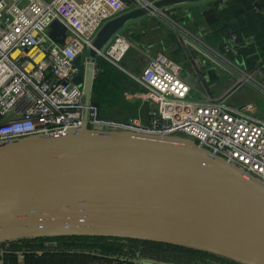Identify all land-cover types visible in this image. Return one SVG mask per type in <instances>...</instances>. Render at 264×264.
<instances>
[{
  "label": "water",
  "instance_id": "1",
  "mask_svg": "<svg viewBox=\"0 0 264 264\" xmlns=\"http://www.w3.org/2000/svg\"><path fill=\"white\" fill-rule=\"evenodd\" d=\"M208 1L162 0L106 23L87 56L74 63L84 71L75 83L84 86L86 102L92 100L100 53L115 36L159 10ZM68 36L60 22L51 25L56 43L65 45ZM179 40L213 97L191 50ZM72 236L166 244L238 264H264V182L185 137L85 126L64 136L0 143V251L20 240Z\"/></svg>",
  "mask_w": 264,
  "mask_h": 264
},
{
  "label": "built area",
  "instance_id": "2",
  "mask_svg": "<svg viewBox=\"0 0 264 264\" xmlns=\"http://www.w3.org/2000/svg\"><path fill=\"white\" fill-rule=\"evenodd\" d=\"M158 1L162 0H0V143L64 136L85 126L99 132L185 137L264 182V112L254 103L235 105L230 99L250 83L264 94V57L254 70L246 71L236 34L228 33L221 52L196 36H181L189 49L235 78L234 86L221 96H209L191 72L158 53L149 57L139 77L131 75L141 88L127 96L128 102L146 109V120L105 118L93 99L86 102L84 86L75 83L84 72L74 66L76 59L87 56L106 23ZM56 21L69 32L65 45L50 37ZM130 49L120 33L99 59L118 67Z\"/></svg>",
  "mask_w": 264,
  "mask_h": 264
},
{
  "label": "trees",
  "instance_id": "3",
  "mask_svg": "<svg viewBox=\"0 0 264 264\" xmlns=\"http://www.w3.org/2000/svg\"><path fill=\"white\" fill-rule=\"evenodd\" d=\"M252 1H235L222 11L214 9L209 11V14L207 13L209 27L203 29V32L207 33L205 43L211 46L218 45L220 49L227 40L228 33L236 34L242 44L240 60L244 62L249 71L254 70L256 63L264 57V26L262 24L264 16L258 13ZM257 1L259 0H256V3ZM252 12L253 14L249 15ZM245 15L252 19L249 28L242 24ZM225 25L226 28H223ZM131 26L132 24L122 34H129ZM255 32L258 33L255 34L257 36L254 39L255 44L251 45L246 39L251 34L254 35ZM129 37L132 38V36ZM191 53L197 57L193 50ZM96 69L97 76L93 85L92 99L100 103L102 117L119 120V118L109 115L117 107V103L106 100L110 98L111 91H119L109 79L112 74L111 70L115 71L117 68L107 61L99 59ZM185 71L187 70L185 69ZM136 85V89L132 92L140 90L141 87L137 83ZM133 103L135 111L142 110L139 103ZM129 119L136 118L133 116L125 120ZM2 250L5 252L6 264H16L17 261L14 263L11 261L18 254H23L27 264H73L71 263L73 258H79L78 260L81 259V261L96 258L125 263L141 261L142 264H238L207 253L166 244L84 236L20 240L4 244ZM38 253H42V255L40 256Z\"/></svg>",
  "mask_w": 264,
  "mask_h": 264
},
{
  "label": "rangeland",
  "instance_id": "4",
  "mask_svg": "<svg viewBox=\"0 0 264 264\" xmlns=\"http://www.w3.org/2000/svg\"><path fill=\"white\" fill-rule=\"evenodd\" d=\"M252 2L255 4L256 0H253ZM257 2H264V0H259ZM202 8V5H185L183 7H176L171 9L170 14L159 13L156 16H150L139 20L132 24L131 29L128 32L130 35L126 33L122 34L123 37L131 44V49L125 55L119 66H114L117 69L115 71L111 70L112 74L109 79L116 86V89H119V91H111L110 98L106 99L112 103H117V107H115L109 115H112L113 118H119L121 120L132 118L134 116V103L128 102L127 99V96L133 93L132 91L137 87L132 76L139 77L141 75L150 56L158 53H164L173 60L176 58L174 61L180 63L187 71L190 69V61L181 46L179 37L182 36L184 38H188L191 37V35L198 36L199 31L201 38L199 36L198 37L205 43L207 33H204V30H202L203 28L200 27H209L208 24L205 23L208 19L207 17L209 13L206 12L203 14L202 19L200 20H194L199 18L200 13L198 12ZM259 11L261 13V10ZM187 14L194 15V19L192 16L188 17ZM252 14L253 12L249 15ZM243 18L244 22L242 24L244 27H246L247 24H252V19L248 18L247 15ZM182 28L186 29L187 33L182 31ZM129 36H132V38ZM202 48H204L203 45ZM258 91L259 90L250 83L233 94L231 98L233 103L236 104L248 101L257 102L262 100V97L264 98V94L261 93L262 95H259ZM17 259L19 260V257L12 260L11 263L16 262ZM80 263L81 261L78 260L77 264Z\"/></svg>",
  "mask_w": 264,
  "mask_h": 264
},
{
  "label": "crops",
  "instance_id": "5",
  "mask_svg": "<svg viewBox=\"0 0 264 264\" xmlns=\"http://www.w3.org/2000/svg\"><path fill=\"white\" fill-rule=\"evenodd\" d=\"M217 1L218 0H211V1H208V2H205V3L194 4V5H202V7H203L198 12V13H200L199 18L198 19H194V15H192V14H189V15L187 14V16L188 17H191L192 16V18L194 20H200V19H202L203 14H205L206 12H209V11H211L213 9L214 10L222 11L226 7H228L232 2H234V1H240V0H223L224 2L222 4L215 5V3ZM257 3H259V7H256V3H255L256 10L259 11V9H260L262 16H264V6H263L264 5V2H257ZM194 5H188V6H194ZM181 7H183V6H181ZM189 8H193V7H189ZM257 8H259V9H257ZM258 13H260V12H258ZM205 23L208 24L207 22H205ZM262 24L264 26V18H263ZM257 26H258L259 32L261 33V31H260L261 29H260V27H259L258 24H257ZM249 27H250V24H247L246 28H249ZM200 28H203L204 29V27H200ZM223 28H226V25L223 26ZM202 30H200V31H202ZM256 33L257 32H255L254 35L251 34V36L246 39L251 45L255 44L254 39H255V37H257L255 35ZM198 36L200 37L199 31H198ZM198 36H196V37H198ZM207 45L209 47H211L212 49H214L215 51H217V52H221L222 51L218 45L217 46H211L209 44H207ZM195 57H194V59L196 61V64L198 65V68L201 70V73H202L204 79L206 80V82H207V84H208V86H209V88L212 91V93H213L214 96H216V97L221 96V95L225 94L229 89H231L234 86V83H235V78L234 77H230L226 73L221 72L219 69L215 68V66L211 62L205 60L203 57H201L199 55H197L196 58ZM244 68H245L246 71L248 70L245 67V65H244ZM188 72H191L194 75V79L197 80V85L200 88H204L202 86L201 80L199 78H197L196 74L193 72L192 65H191V67H190V69H189ZM262 81H263V79H262ZM230 99H231V102L233 103L232 98H230ZM261 99L262 100L257 101V102H250V101H248V102L254 103L261 111H264V107H263L264 106V103H262V102H264L263 101L264 98L262 97ZM243 103H247V102H243ZM243 103H240V104L233 103V104H235V105H241ZM133 115H134L135 118H141L142 120H146V117H147L146 109L143 108L140 111H135V112H133ZM2 246H1V251H0V264H6L5 259H4L5 252H3V250H2ZM38 255L41 256L42 253H38ZM17 257H19V260L17 259V263L16 264H27L26 261H25V258L23 256V254H18ZM78 259L79 258H77V259H74V258L71 259L72 260L71 263L77 264ZM79 261H81V259ZM80 264H138V262L135 261V262L125 263V262H119V261H114V260H103V259H96L95 258V259H88L87 261H81Z\"/></svg>",
  "mask_w": 264,
  "mask_h": 264
},
{
  "label": "bare ground",
  "instance_id": "6",
  "mask_svg": "<svg viewBox=\"0 0 264 264\" xmlns=\"http://www.w3.org/2000/svg\"><path fill=\"white\" fill-rule=\"evenodd\" d=\"M16 54H17V53H16ZM16 54H15V55H16ZM42 58H43V56L40 55V56L37 58V61H40Z\"/></svg>",
  "mask_w": 264,
  "mask_h": 264
}]
</instances>
